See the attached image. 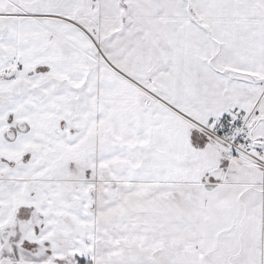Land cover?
<instances>
[{
    "label": "snow or ice",
    "instance_id": "snow-or-ice-1",
    "mask_svg": "<svg viewBox=\"0 0 264 264\" xmlns=\"http://www.w3.org/2000/svg\"><path fill=\"white\" fill-rule=\"evenodd\" d=\"M0 264H264V0H0Z\"/></svg>",
    "mask_w": 264,
    "mask_h": 264
}]
</instances>
